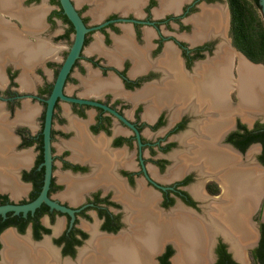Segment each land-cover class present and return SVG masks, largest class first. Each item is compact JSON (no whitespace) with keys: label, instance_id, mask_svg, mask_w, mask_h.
Instances as JSON below:
<instances>
[{"label":"flooded vegetation","instance_id":"af4514ba","mask_svg":"<svg viewBox=\"0 0 264 264\" xmlns=\"http://www.w3.org/2000/svg\"><path fill=\"white\" fill-rule=\"evenodd\" d=\"M72 1L91 29L67 74L63 93L105 106L60 97L55 101L47 196L68 209L42 201L26 213H0L4 264H9L4 241L8 231L44 256L41 248H49L46 252L51 250L64 264L79 263L82 255L93 251L92 243L97 240L133 234L143 222L162 215L171 220L172 215L185 213L204 223L207 212L214 213L216 205L225 202V176L233 171L230 169L237 163L254 165L249 161L253 160L250 152L244 156L251 144L259 147L257 161L264 166L259 158L262 143L253 139L264 126V100L256 109L244 95L251 78L247 68H260L250 63L264 68V62L249 59L233 44L228 0H83L81 4L87 6L93 3L94 16L99 10L102 13L93 22L88 19L91 14L85 15L84 8ZM39 7L45 27L35 34L23 32L27 22L22 15L28 14L31 23L39 22L40 14L31 13ZM64 14L59 0H0L2 51L7 50L15 32L33 41L48 38L50 33L52 42H67L66 49L59 47V60H36L38 77L32 90L19 89V69L11 55L8 60L3 55L0 204L31 201L42 188L44 98L74 33ZM96 36L99 45L88 53L85 47ZM44 50L48 52L50 45L45 44ZM85 62L101 75L93 80L100 82L92 93H85V86L71 75L75 69L84 73ZM43 63L53 66L51 81L44 74ZM240 69L247 76L241 81ZM68 83L73 85L71 90ZM25 102L38 108L32 115L26 109L22 116L28 118L17 119ZM222 150L233 153L238 162H228ZM250 216L247 220L256 228ZM162 221L168 224L169 220ZM262 222L264 207L257 224L258 241L242 243V256L249 248L252 257ZM222 232L217 241L212 240L211 261L205 264H213L227 253L234 261L239 256L228 238L232 233ZM160 243L164 246L156 255L157 264L169 249L172 251L164 258L173 264L176 243L169 237Z\"/></svg>","mask_w":264,"mask_h":264},{"label":"bare ground","instance_id":"6f19581e","mask_svg":"<svg viewBox=\"0 0 264 264\" xmlns=\"http://www.w3.org/2000/svg\"><path fill=\"white\" fill-rule=\"evenodd\" d=\"M109 3L112 5V2ZM247 71L250 72L251 78L245 89L247 94L244 95H248V98L254 97L258 104L260 99L257 98L258 94L264 93L261 70L258 67H248ZM222 151L221 154L228 162H238L233 153L228 150ZM231 170L233 171L225 176L228 183L225 202L217 204L216 211L207 212V217L203 218L209 226L190 214H170L171 220L170 217L162 215L157 220L143 222L133 234L127 233L115 238L97 240L92 243L93 251L89 250L82 255L79 263L67 261L64 264H154L153 253L165 237L171 238L176 243L178 253L176 252L177 256L175 254L176 257L174 256L173 259L175 264H199L210 257L213 235L225 229L233 234L228 233V238H232V250H235L242 259V243L253 241L255 238V228L247 219L257 203L259 194L262 193L260 187L263 175L258 172L259 168L255 164L237 163ZM162 219L169 220L168 224H164L166 221ZM4 241L5 259L9 264H61L51 250L46 252L49 248H41L46 253L44 256L42 251L29 245L27 241L17 238L12 232L8 231L4 235ZM95 246L97 249H94Z\"/></svg>","mask_w":264,"mask_h":264},{"label":"crops","instance_id":"0c3cea01","mask_svg":"<svg viewBox=\"0 0 264 264\" xmlns=\"http://www.w3.org/2000/svg\"><path fill=\"white\" fill-rule=\"evenodd\" d=\"M31 13H34V15L40 14V21L36 22L34 21L33 23L30 22V18L28 16V14L26 15H22V20L27 22L25 27H24V31L23 32H28V33H32L35 34L37 31L42 30L45 27V24H43L42 22V17H43V12L42 9L39 7L37 9V11H33ZM29 18V20L25 19ZM34 24H36V27H34ZM36 31V32H35ZM99 36H96L95 40L92 41L91 43H88V45H86L85 50L89 53L90 51H92L93 49H95V47H97V45H99ZM66 41H57V42H52L51 38H50V33L48 34V38H37V40L33 41L31 39H28L26 37H23L22 34L20 32H15V36L12 37V41L10 43V45H7V50L6 51H2V49H0V81L3 79V66L1 64L2 60H3V55H5L7 57L6 60H8L9 55H11V57L14 59L15 62V66L18 67L19 69V73L17 76V80L19 81V89L21 90H32L33 86L36 83V79H37V74L34 71L35 68V62L36 60H39V62H44L46 60L48 61H53L55 59L59 60L60 56H59V50H60V46L63 47V44ZM45 44H49L50 45V50L48 52H46L44 50V46ZM43 63V68H44V74L46 75V78L48 81H51L53 79V66L52 65H45ZM252 65H257L260 67L261 70V75H262V79H263V85H264V68L260 63H250ZM85 67L86 70L84 73L79 72L78 70H74L72 72V76L77 77L79 79V83L81 85H84V92L85 93H92L95 91V86L99 85V83L96 82H100V81H93L95 78L100 77L101 75L99 74V72L92 68L89 64H87L85 62ZM244 71H242L240 69V81L243 78H247V76L245 75V73H243ZM110 76V78H112L113 76L110 74L108 75ZM103 83V82H102ZM240 86V84H239ZM244 87V86H243ZM73 88V85H71L70 83H68L67 85V89L71 90ZM241 91V90H240ZM244 93V91H243ZM257 93V92H256ZM241 95V94H240ZM261 95V96H260ZM259 102L258 104H255V98L254 97H250L246 100H248L249 102L254 103V106L256 109L259 108L260 102L262 103V101L264 100V93L258 94ZM241 99L242 95H241ZM254 101V102H253ZM37 106H29L27 105V103L25 102L22 106V109L19 111L18 113V117L17 119H27V116H22L23 111H26V109H30V115H32V113H34V111L36 110ZM67 111H69L68 107L65 106L64 107V112L67 113ZM29 115V116H30ZM70 114H68L69 116ZM70 117L71 123L73 125H75V121L74 119ZM3 123L1 122L0 125H2ZM4 164V163H3Z\"/></svg>","mask_w":264,"mask_h":264},{"label":"water","instance_id":"95a60500","mask_svg":"<svg viewBox=\"0 0 264 264\" xmlns=\"http://www.w3.org/2000/svg\"><path fill=\"white\" fill-rule=\"evenodd\" d=\"M259 5H260V13L264 19V0H258ZM59 3L62 7L63 12L66 14L67 18L70 20V22L73 25L74 28V33H73V38L72 42L69 46L68 52L66 53L58 71L55 77V80L53 82L51 91L49 95L44 98V101L46 102L45 106V111H44V121H43V129H42V134H43V146H44V163H45V176H44V181L42 188L39 192V194L32 199L31 201L28 202H23V203H15V202H10V203H5V204H0V213H5L8 210H13L15 212H23L26 213L28 210H33L36 206H38L42 201H46L47 203L51 204L52 206H57L61 209H68L65 206H61L53 201H51L48 196H47V189L49 186L50 182V176H51V124H52V116H53V111H54V104L55 101L57 100L58 97L64 98V99H69L73 101H78V102H88V103H95L99 104L102 106H105L99 102H95L93 100L89 99H84L80 97H71L67 96L63 93V84L65 82V79L67 77L68 72L71 69V66L73 65L75 59L79 56L80 50L82 48V45L84 43V38L86 35V32L91 29V27H88L85 24V21L77 9L76 5L73 3L72 0H59ZM101 24L93 26V28L101 26ZM256 237L253 241L254 243H257L258 238H259V231L256 226ZM221 232V231H220ZM223 233V232H222ZM224 234V233H223ZM224 238L226 236L224 235ZM227 240V238H226ZM212 243V242H211ZM252 244V245H253ZM212 245V244H211ZM236 261L240 262L243 264V259H239L238 257L234 256ZM155 264V262H154Z\"/></svg>","mask_w":264,"mask_h":264},{"label":"trees","instance_id":"16d2710c","mask_svg":"<svg viewBox=\"0 0 264 264\" xmlns=\"http://www.w3.org/2000/svg\"><path fill=\"white\" fill-rule=\"evenodd\" d=\"M230 9V34L233 44L249 59L264 62V19L259 11L258 0H228ZM64 18L68 21L67 16ZM72 29V26H71ZM264 126L253 136L254 140L262 143L259 156L264 163ZM258 128V127H257ZM23 227H21L22 229ZM172 250H167L159 257L160 264H170L167 257ZM254 264H264V222L261 224V237L258 245L252 251ZM213 264H241L227 257L221 256Z\"/></svg>","mask_w":264,"mask_h":264},{"label":"rangeland","instance_id":"374dc122","mask_svg":"<svg viewBox=\"0 0 264 264\" xmlns=\"http://www.w3.org/2000/svg\"><path fill=\"white\" fill-rule=\"evenodd\" d=\"M76 1V3H77V5L78 6H80V7H83L84 9H83V13L85 14V15H88V14H91V16L90 17H88V19H89V21L90 22H93V21H95V19H98L101 15H102V13H100L99 11L96 13V16H94L95 14H93L92 13V8L93 7H95V6H93V3L92 4H90V5H88L87 6V4H81L82 3V1L83 0H75ZM224 3H225V1H224ZM84 5L86 6V7H84ZM99 5V4H98ZM103 6V5H102ZM72 36V35H71ZM63 47L66 49V47H67V42H65L64 44H63ZM248 152H250L249 154H250V157H251V159H253V160H249V161H253V163L259 168V170H258V172L259 173H261L262 175H263V180H262V186L260 187V190L262 191V193L261 194H259L260 196H259V198H258V200H257V203H256V205H254V210H253V212L252 213H250L251 214V219H250V221L255 225V227L257 226V224H258V222L260 221V217H261V214H262V209H263V207H264V166H262L260 163H258V159H257V154H258V152H259V147L257 146V144H251L249 147H248V149H247V151L244 153L245 155L244 156H247V154H248ZM254 158H256L255 160H254ZM18 196H16L15 198H17ZM257 230H256V228H255V232H256ZM25 232H22V234H24ZM256 234H257V232L255 233V237H256ZM213 239L214 240H218L219 239V235H218V233H216L215 235H213ZM212 239V240H213ZM255 239V238H254ZM254 241V240H253ZM252 241V242H253ZM160 246H158V249L153 253V260H154V262H155V264H157V254L161 251V249L163 248V244L162 243H160L159 244ZM212 246V245H211ZM160 247V248H159ZM210 249H211V247H210ZM249 248H246V250H245V253L243 254V256H244V259H243V264H254V262H253V259H252V257H251V254H249V250H248ZM175 253H176V249H175V252H174V254H173V256H172V263L173 264H175L174 263V261H173V259H174V256H175ZM246 254V255H245ZM248 254V255H247ZM177 256V255H176ZM209 259V258H208ZM208 259H206V260H204V261H202V262H199V264H205V263H207V262H210L211 260H208ZM3 259H2V257H0V264H4L3 263ZM4 262H6V261H4Z\"/></svg>","mask_w":264,"mask_h":264}]
</instances>
